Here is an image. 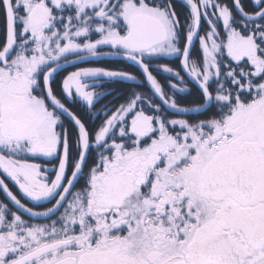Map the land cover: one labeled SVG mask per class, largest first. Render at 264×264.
Segmentation results:
<instances>
[{"label":"flooded vegetation","instance_id":"1","mask_svg":"<svg viewBox=\"0 0 264 264\" xmlns=\"http://www.w3.org/2000/svg\"><path fill=\"white\" fill-rule=\"evenodd\" d=\"M1 1L11 21L19 8L11 0ZM70 7L64 2V9L49 7L50 17L42 8L35 15L42 17L38 23L51 25L54 10ZM14 32L9 23L8 46L0 50V64L10 59ZM249 88L256 91L260 86ZM69 89V99H85V92ZM256 97L234 104L235 109L218 122L219 139L213 141L214 132L201 145L206 149H196L187 167L171 173L176 182L156 181L146 168L125 170L127 182L120 176L112 182L120 174L114 170L107 189L73 199L82 167L69 174L66 149L43 156L25 151L31 160L9 159L0 150V264L9 263L7 221L22 216L23 204L28 217L45 221L48 228L20 257L57 244L27 264H264V95ZM17 100L22 99L0 84L1 119L13 113L12 107L22 109ZM19 154L15 155L22 157ZM55 159L58 167L52 164ZM67 210L63 228L59 218Z\"/></svg>","mask_w":264,"mask_h":264},{"label":"trees","instance_id":"2","mask_svg":"<svg viewBox=\"0 0 264 264\" xmlns=\"http://www.w3.org/2000/svg\"><path fill=\"white\" fill-rule=\"evenodd\" d=\"M15 2L11 0L12 4ZM106 2L105 7L85 11L80 18L73 6L66 11L54 10L51 14L53 24L46 28L47 31L40 37L44 41L41 44L37 41L33 44H22L19 36L20 26L15 29L16 53L23 52L22 54L32 58L39 50L44 52L43 63L35 74L32 93L46 103L58 120L56 132L69 154V174L73 175L77 167H82V175L76 180L79 182L75 188L77 194L72 195L73 199L86 198L88 183L103 166H108L116 145L123 143L125 151L145 146L151 141L146 138L144 141L140 140V144L136 143V137L130 132L131 119L146 118L151 121L153 127L156 125L160 128V131L154 134V141L168 134V131L171 135L177 134L178 138L184 136L187 138L184 146L191 144V151L194 152L196 149H206L202 144L215 132L218 122L235 109V103L251 102L255 100L252 99L254 96L262 95L249 87L261 86L264 73L253 75L255 69L247 60L235 62L228 56L224 44L228 35L234 33L239 37H251L264 47V3L254 0ZM128 2L138 5L144 3L152 8H163L171 12L175 22L176 54L172 57L161 54L148 55L121 48L98 46L97 41L104 34L95 30L100 26H107L111 20L113 25L110 29L118 27L121 33L125 32L123 20L119 15ZM222 9L229 12L226 25V18H220ZM20 12L18 9L19 15ZM9 13L0 0V50L8 46ZM97 13H100L99 16ZM69 19L70 25H76V29L81 30L82 24L87 26L88 35L80 38L79 42L82 44L79 51L59 55L55 39L65 33L66 21ZM213 28L218 32L216 40L219 44L216 66L210 80L202 86L197 76V70L201 69L203 62L201 38H205ZM55 30L60 36L52 38L49 47L47 39ZM85 42L90 46L84 47ZM61 44V48H64L65 39ZM46 49L54 52L50 54L48 50L45 52ZM79 72L90 74L84 84L86 97L81 99L74 96L69 99L64 93V81L68 76ZM114 114L117 115L116 121L120 122H116L107 132L105 140L99 143L101 130L106 128L108 120ZM23 151L22 157H17L13 152L7 155L14 159L31 160L27 157L25 149ZM83 152L86 154L83 155ZM52 164L58 167V159ZM74 205L77 206L78 202H74ZM69 214L70 211L67 210L59 218L63 228Z\"/></svg>","mask_w":264,"mask_h":264},{"label":"rangeland","instance_id":"3","mask_svg":"<svg viewBox=\"0 0 264 264\" xmlns=\"http://www.w3.org/2000/svg\"><path fill=\"white\" fill-rule=\"evenodd\" d=\"M15 1L13 5L16 6L17 9L19 8L20 10L26 11V14L23 12H20V15L14 13L10 21L14 31L20 26L19 36L20 40L22 39V44H33L34 41H37L38 44L44 42L40 37L47 31L46 28H49L50 24L45 22L38 23L42 18L41 16L35 15L38 8H42L47 12L48 17H50V6L64 9V2H66L71 6H75V10L77 9V16L80 18L81 14L85 11L103 8L107 5L106 0H41V2L39 0L38 2L40 3H38L37 0ZM47 3H49L48 8L46 6ZM23 4L24 6H22ZM38 4L40 7H37ZM97 14L99 16L100 13ZM119 16L123 20L125 32L121 33L118 27L110 29L113 25L112 20L107 26L103 25L98 27L95 31L104 34L97 41L99 47L109 46L112 48L129 50L131 52H142L148 55L161 54L169 57L176 54L174 48L175 22L169 10L152 8L144 3L138 5L137 3L128 2L124 5L123 11ZM228 16V10L222 9L220 18H226L224 25L227 23ZM115 23L118 22L115 21ZM195 24L197 32V23ZM66 26V31L63 34L61 33V36L57 33V30H55L51 32L50 38L47 39V46L50 47L49 43H51L52 38L60 36L59 39H55V47L59 55L79 51L82 44L79 42L82 39L81 37L85 38V36L88 35L87 26L83 24L80 30L79 28L76 29V25H70V20H67ZM16 33L17 32L13 33V39ZM142 34L143 36L139 38ZM217 37L218 32L213 28L205 38H201L203 62L201 69L197 70V76H199L198 81L202 86H205L207 84L206 82L210 80L216 66V53L219 50V44L216 40ZM63 39H65L66 45L64 48H61ZM262 41H264V33L262 34ZM88 44V42H85L83 46H90ZM224 46L228 56L234 59L235 62L247 60L249 61V65L255 69L253 75L262 74L264 71V47L257 44L253 38L239 37L234 35V33H230ZM10 48L11 51L8 53L10 59L0 64V84L4 88L17 94L19 99H22L20 101L17 100L22 109L12 107L13 113L11 111L8 117L3 116L2 119L0 118L1 150L6 153L15 152L16 155H20L19 152L23 154V150L25 149V151L28 150L31 153H37L43 156L48 152L65 149V145L61 143L56 132L58 120L54 112L49 109L43 100L35 97L32 93L35 85V74L43 63L44 52L39 50V52L31 58L22 54V50V53L17 51V54L15 52L16 44ZM47 50L48 49H46L45 52ZM48 52L51 54L54 51L50 49ZM192 65L195 66L194 63ZM88 73L89 72L74 73L71 77L69 76L68 79L66 78L67 80L64 81V93L67 97L68 91H66V88L69 87V90L74 88L76 92L86 93L84 84H86L85 81L88 79L87 75H90ZM263 85L264 84H262L260 88L264 87ZM260 88H257L255 92L262 93L264 90L262 91ZM262 95H264V93H262ZM69 97L71 96L69 95ZM84 97H86V95H84ZM116 120V114L108 120L106 128L101 130L99 134V143L105 140L107 132L113 128L115 123L120 122ZM130 122H132L130 132L136 137V143L140 144V140L144 141L146 138H150L151 141L145 146H139L133 150L125 151L123 149V143L116 145L114 147L115 151L111 154L112 159L109 160L107 169L102 174H95L92 176L90 186H88V193L92 190L97 192L100 188L107 189L106 185L110 184L112 178L111 172L114 170H119L120 174H117L112 182H118V176L122 177L124 182H127L128 174L125 170L140 172L142 168L151 169L150 171L153 172V177L156 181H160V179L163 178L162 180L164 182H176L177 178L175 176H170L171 173L173 171H181L184 167L188 166L191 159L193 160L192 155L194 152L191 151L193 147L191 144L187 147L184 146L187 140L184 136L178 138L177 134L171 135L168 131V134L166 133L162 135L158 141H154V134L160 131V128L156 125L153 127L150 120L137 117L131 119ZM215 132L216 136L214 137V142L216 139H219V133L217 131ZM208 141L209 139L207 138L205 144L208 143ZM6 157L9 159L11 158L9 156ZM104 192L107 194V190ZM43 193L46 192L44 191ZM41 199H46V196H41ZM95 202L94 207L97 206ZM39 207L40 209L45 208L44 205ZM25 209L26 206L23 204L21 212L23 217L19 215L15 218L16 216L14 217L13 215V220L7 221L5 239L7 244L6 255L9 262L8 264L23 257H20V255L26 253L27 249H31L34 243H38L36 241L38 238L47 234V227H45L46 222L28 217ZM40 222L42 223L40 224ZM14 258L16 259L12 260Z\"/></svg>","mask_w":264,"mask_h":264},{"label":"water","instance_id":"4","mask_svg":"<svg viewBox=\"0 0 264 264\" xmlns=\"http://www.w3.org/2000/svg\"><path fill=\"white\" fill-rule=\"evenodd\" d=\"M10 37H12V33L10 34ZM56 246H57V244L41 247V248L23 256V257L15 260L14 262H12L10 264H27L28 262L34 260L35 258L39 257L40 255H42L48 251H51Z\"/></svg>","mask_w":264,"mask_h":264}]
</instances>
